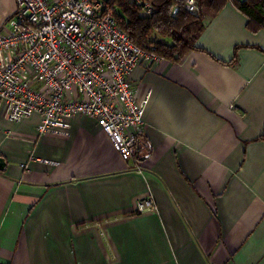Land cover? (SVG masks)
Returning a JSON list of instances; mask_svg holds the SVG:
<instances>
[{
	"label": "crops",
	"instance_id": "obj_1",
	"mask_svg": "<svg viewBox=\"0 0 264 264\" xmlns=\"http://www.w3.org/2000/svg\"><path fill=\"white\" fill-rule=\"evenodd\" d=\"M233 1L198 49L130 76L139 164L92 119L42 135L0 114V264H264V30ZM15 10L0 0V30Z\"/></svg>",
	"mask_w": 264,
	"mask_h": 264
},
{
	"label": "built area",
	"instance_id": "obj_2",
	"mask_svg": "<svg viewBox=\"0 0 264 264\" xmlns=\"http://www.w3.org/2000/svg\"><path fill=\"white\" fill-rule=\"evenodd\" d=\"M109 1L15 0L0 30V114L12 124L39 116L42 135L63 133L75 116L92 119L123 161L139 164L149 97L139 101L129 78L140 64L152 68L165 58L132 42ZM133 1L154 13L149 1ZM184 7L200 14L196 0ZM137 209L155 210V201Z\"/></svg>",
	"mask_w": 264,
	"mask_h": 264
},
{
	"label": "trees",
	"instance_id": "obj_3",
	"mask_svg": "<svg viewBox=\"0 0 264 264\" xmlns=\"http://www.w3.org/2000/svg\"><path fill=\"white\" fill-rule=\"evenodd\" d=\"M147 1L155 8L151 15H145L133 0H110L108 8L115 9L120 28L134 44L171 62H179L198 49L197 43L206 21L216 17L231 0H196L200 8L198 16H192L186 10L187 0ZM233 2L249 19L251 31L264 30V0ZM176 7H179V12L173 17Z\"/></svg>",
	"mask_w": 264,
	"mask_h": 264
},
{
	"label": "water",
	"instance_id": "obj_4",
	"mask_svg": "<svg viewBox=\"0 0 264 264\" xmlns=\"http://www.w3.org/2000/svg\"><path fill=\"white\" fill-rule=\"evenodd\" d=\"M6 168H7L6 159L3 157H0V172H4Z\"/></svg>",
	"mask_w": 264,
	"mask_h": 264
}]
</instances>
